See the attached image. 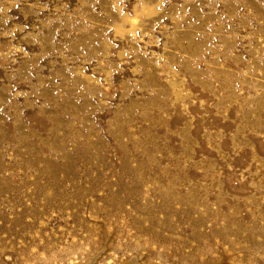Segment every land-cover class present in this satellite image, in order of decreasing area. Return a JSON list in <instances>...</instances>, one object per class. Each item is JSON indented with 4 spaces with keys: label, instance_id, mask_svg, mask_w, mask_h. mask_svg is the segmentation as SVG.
Masks as SVG:
<instances>
[{
    "label": "rangeland",
    "instance_id": "obj_1",
    "mask_svg": "<svg viewBox=\"0 0 264 264\" xmlns=\"http://www.w3.org/2000/svg\"><path fill=\"white\" fill-rule=\"evenodd\" d=\"M264 264V0H0V264Z\"/></svg>",
    "mask_w": 264,
    "mask_h": 264
},
{
    "label": "bare ground",
    "instance_id": "obj_2",
    "mask_svg": "<svg viewBox=\"0 0 264 264\" xmlns=\"http://www.w3.org/2000/svg\"><path fill=\"white\" fill-rule=\"evenodd\" d=\"M132 264H135V263H132ZM137 264V263H136Z\"/></svg>",
    "mask_w": 264,
    "mask_h": 264
}]
</instances>
